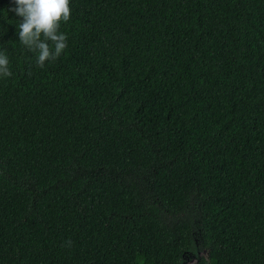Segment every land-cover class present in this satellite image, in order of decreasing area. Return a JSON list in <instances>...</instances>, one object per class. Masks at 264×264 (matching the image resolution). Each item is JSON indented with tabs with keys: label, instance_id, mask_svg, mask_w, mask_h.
Listing matches in <instances>:
<instances>
[{
	"label": "trees",
	"instance_id": "trees-1",
	"mask_svg": "<svg viewBox=\"0 0 264 264\" xmlns=\"http://www.w3.org/2000/svg\"><path fill=\"white\" fill-rule=\"evenodd\" d=\"M15 6L0 264H264V0H71L43 68Z\"/></svg>",
	"mask_w": 264,
	"mask_h": 264
},
{
	"label": "clouds",
	"instance_id": "clouds-1",
	"mask_svg": "<svg viewBox=\"0 0 264 264\" xmlns=\"http://www.w3.org/2000/svg\"><path fill=\"white\" fill-rule=\"evenodd\" d=\"M11 11L19 20V41L29 51L37 54L36 64L43 68L46 62L57 60L67 48L68 36L61 31L62 22L71 19V0H14ZM10 61L5 51H0V77H10ZM71 241L66 244L70 247Z\"/></svg>",
	"mask_w": 264,
	"mask_h": 264
},
{
	"label": "flooded vegetation",
	"instance_id": "flooded-vegetation-1",
	"mask_svg": "<svg viewBox=\"0 0 264 264\" xmlns=\"http://www.w3.org/2000/svg\"><path fill=\"white\" fill-rule=\"evenodd\" d=\"M201 256H205V261H200L199 258ZM206 252L203 251H196L195 254L189 253V257L186 259L185 264H211L208 259H206Z\"/></svg>",
	"mask_w": 264,
	"mask_h": 264
}]
</instances>
